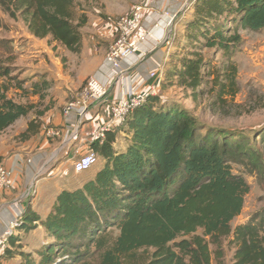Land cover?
<instances>
[{
  "label": "trees",
  "instance_id": "trees-1",
  "mask_svg": "<svg viewBox=\"0 0 264 264\" xmlns=\"http://www.w3.org/2000/svg\"><path fill=\"white\" fill-rule=\"evenodd\" d=\"M76 4L0 0L9 17L22 18L33 36L51 38L72 53L82 50L88 21L78 16ZM190 11L187 44L170 75L175 86L196 98L203 93L199 89L209 88L213 106L224 108L241 90L235 62L241 30H264V0H193ZM9 75L0 55V78ZM8 91L0 84V133L31 111L9 98ZM126 128L131 139L125 149L114 148V132L102 143H91L104 160L102 168L82 187L58 194L45 219L27 208L21 230L41 226L48 240L33 251L39 258L20 252L22 264H92L93 257L99 264H213L214 256L223 257L228 239L235 246L231 264H264V216L232 226L251 190L233 172L232 153L264 165V154L250 146V137L208 129L180 105L169 106L158 96L136 109ZM37 129L31 122L25 140ZM253 135L264 149V128ZM19 241V235L9 239L14 245Z\"/></svg>",
  "mask_w": 264,
  "mask_h": 264
},
{
  "label": "rangeland",
  "instance_id": "rangeland-1",
  "mask_svg": "<svg viewBox=\"0 0 264 264\" xmlns=\"http://www.w3.org/2000/svg\"><path fill=\"white\" fill-rule=\"evenodd\" d=\"M167 2L169 3L167 4ZM76 3L78 16L84 15L88 20L82 28V50L79 53H72L60 43H55L50 39L48 41L50 49L47 48L46 52L50 51L49 54L53 57L45 54H39L40 57H32L33 52H38V50L33 46V43H29L23 38V32L26 31L24 20L22 18L11 19L0 7V55L10 70L8 77L0 78V84L8 87L9 98L31 109L28 116L21 118L9 129L0 133V163L10 166L15 159L23 160V164L20 166L21 174H25L26 171L31 177L36 174V181H39L37 188L32 190L35 192L30 197H27L29 183L24 181L25 183L20 189L13 188L4 194L0 204L19 198L15 202L17 208L20 209L23 205L27 209L29 200L26 199L35 197L37 192L36 199H39L44 188L48 197L43 201L47 203L50 197L57 192V187L65 183L63 178L70 187H66V189H75L81 183L91 179L97 168L103 164L104 160L100 157L97 166L80 175L74 173L70 164L68 176L65 177V172H63L60 176L58 175V178L48 180L56 176L57 168H62L64 164H58L57 168L50 172L53 163L44 161L47 160L48 154L43 148L45 141L48 140L49 130L52 128L56 130L53 125V115L63 114L65 107L74 100L69 97L67 87L79 90L84 88L90 79L89 66L97 57L91 56L92 53L99 52L101 47L110 48L118 38V20L123 16L130 15L133 9L139 5L155 8L159 13L170 9L169 12L173 14L174 21L163 33V39L155 46V49L149 51L141 61H138L136 67L131 71L133 72L131 75L135 74L132 83L135 89L143 94H148L149 88L146 90L148 86H157L155 96H158L162 103L169 106L180 105L208 129L245 133L250 137V146L264 154L262 144L253 141V133L260 132L264 128V30L259 32L241 30L243 44L235 57L239 68L238 81L241 90L234 100H229L226 107L218 108L213 106L214 95L210 93L209 88L199 89L198 92L203 93H199L200 95L196 98L191 91H185L175 86L174 74L170 75L173 68L178 66V61L183 54L182 46L187 44L185 25L189 20L187 18L191 16L190 8L193 0H76ZM165 5L166 8L163 7ZM173 10L176 12L180 10V14L173 13ZM113 28L116 30L113 42L110 44L111 39L108 43L102 41V46L96 45L93 37L99 41L103 33ZM46 44V42L43 43V46ZM220 59L221 55H218L213 60L217 62ZM159 63L166 64L165 69H158ZM154 72L158 73V77L150 80L149 75ZM120 92H123L122 83ZM31 122L38 126V133L25 140L23 136ZM206 128L203 130L204 132L208 130ZM90 130L91 128L84 126L82 135L88 136ZM57 138L55 137L56 140ZM73 154L77 157L75 151ZM238 154L232 153L233 172L243 176L251 190L246 196L242 214L232 223L233 228L248 223L253 217L261 216L262 218L264 216V165L254 166L248 159ZM40 160L43 161L40 162ZM261 164H263V160H261ZM25 192L26 196L23 194ZM10 193L11 196L6 197ZM21 195L23 197H20ZM23 200L26 201L21 203ZM114 233L118 234L117 231ZM47 240L46 231L39 228L24 239L20 238V243L17 242L14 245L9 242L0 259V264H22L23 257L20 256V252H33L35 249H42ZM19 246H22L23 249H19ZM211 249L213 253L216 252L215 247H211ZM8 252L11 254L9 255ZM33 253L36 258H39L35 252ZM223 253V257L220 259L214 256L213 264L232 263L235 246L230 243L229 239L223 243ZM90 261L92 264H99L98 258L93 257Z\"/></svg>",
  "mask_w": 264,
  "mask_h": 264
},
{
  "label": "built area",
  "instance_id": "built-area-1",
  "mask_svg": "<svg viewBox=\"0 0 264 264\" xmlns=\"http://www.w3.org/2000/svg\"><path fill=\"white\" fill-rule=\"evenodd\" d=\"M174 21L171 12L159 13L157 9L145 5L136 6L130 15L123 16L118 20V38L111 44L105 57L102 70L110 71V79H117L123 85V92L110 107V122L91 134V142H104L106 134L116 128H123L131 114L144 105L149 97H154L157 86L149 88L148 94H143L135 89L133 75L131 71L136 67L137 62L141 61L149 51L163 39L165 33ZM158 73L149 75V79H156ZM109 95V88L96 78H90L84 88L72 102L64 109V115L68 122L73 115H76V123L82 126L91 106H98L105 103ZM55 137L57 133H48ZM76 160L73 164V171L80 175L90 171L100 160V156L90 147L86 151L78 150ZM23 160H13L10 166L0 163V203L4 194L15 188V174L20 171ZM32 191L29 190L27 197ZM26 196V195H25ZM28 199V198H27ZM24 210L21 209L12 218L7 228L0 234V259L3 257L9 239L17 235L22 227V216Z\"/></svg>",
  "mask_w": 264,
  "mask_h": 264
},
{
  "label": "crops",
  "instance_id": "crops-1",
  "mask_svg": "<svg viewBox=\"0 0 264 264\" xmlns=\"http://www.w3.org/2000/svg\"><path fill=\"white\" fill-rule=\"evenodd\" d=\"M168 3L169 2H167V4ZM170 3H171V1H170ZM164 4H166V3L164 2ZM163 7L166 8V5ZM166 10H168V9H166ZM174 12H175V14H180V10L177 12L175 10H173V13ZM107 31L108 32L103 33L104 35L102 34L99 41L96 40L95 37H93L96 45L102 46V44H101L102 41H104V43H108V41L111 39H112V41L110 42V44L113 42V40L115 39L114 35H116L115 28L111 29L110 31L109 30H107ZM23 38L26 39L29 43L30 42L33 43V46L36 47L38 50V52H33L32 57H40L39 54H42V55L45 54L47 56H51L49 54L50 51H49V53L46 52L47 48H48V50L50 49V47H49L50 44L48 41H50L51 38L38 39L29 32V29L27 26H26V31L23 32ZM45 42L47 44H46V46H43V43H45ZM55 43H57V42H55ZM110 44H109V46H110ZM108 48L109 47H107V48L101 47L99 52L92 53L91 56H97V57H95V59L92 61V64L89 66L90 67L89 78H96L109 88V95H108V98L106 99L105 103H102L98 106H91L89 111H88V114H87V119L82 126L77 125L76 115L72 116L70 122H68L66 120L64 113L63 114L59 113L56 115L54 114L52 117L53 125L55 126L56 130H54L52 128L49 130V133L51 131H55L57 133V135L55 137H58V138L56 140L55 137H52L49 134L47 135L48 140L45 141V146L43 149H45V152L48 154V158H47V160H44V161H46L47 163H53V165L50 168V172L52 170L56 169L58 164H60V163H63L64 166H62V168H57L58 174L52 178H49L48 180H54V179L58 178L60 176V174H62L63 172H65V177L68 176L69 175V166L71 164L73 167V164H74L73 161L76 160V157L73 154V152L74 151L77 152L78 150L86 151L90 147V144H91L90 142L92 141L91 140L92 139L91 134L93 132L98 131L100 128L105 126L110 121V117H111L110 107L118 99H120L121 83L117 79L111 80L109 78L110 77V71L105 72L102 70V66H103ZM85 53H86V50H85ZM51 57H53V55ZM165 65L166 64H163V63L160 64L159 63L158 69L164 68ZM138 70H141V69L138 68ZM131 73H133V72H131ZM134 73H135V71H134ZM148 88H150V87L148 86L146 88V90ZM67 89L69 91V94H68L69 97H72V99H74L77 97V95L80 93L81 89H83V88H81L79 90V89H71L70 87L69 88L67 87ZM84 126H88L89 128H91V130L88 132V136L82 135V131L84 129ZM112 132H114L116 135V142L114 143V148L115 149H125L126 145L130 142V139H131V136L127 132V128H125V127L120 128V129L116 128ZM49 138H50V140H49ZM42 161L43 160H40V162H42ZM103 164H104V162H103ZM103 164L99 168H97V170L92 175L91 179L95 177L97 172L102 168ZM21 171L22 170L20 169V171H17V173L15 174V178H16L15 188L20 189V187L23 186V183L26 182V183H29V186L27 188V192L29 190L32 191V190L36 189L38 182H39V181L38 182L36 181V174L33 177H31L27 174V171L25 172V174H21ZM62 180H64L65 183L60 185L59 187H57V192L54 193L50 197V199L48 200L47 203L43 201L45 198L48 197V193H46L44 191L45 188L43 189V193L41 194L39 199H36L38 192H37V195L35 197H33L31 199H26V200H29L28 207L30 206L31 210L33 212H35L39 217H41V219H45L48 216V214L51 211L54 200L58 194H60L64 190H75L77 188L82 187L84 185V183H86V181L81 183L75 189H66V187H69L67 184V181L64 178ZM33 192H35V191H32V193ZM23 194L25 195L26 192ZM22 195L20 197L24 196V195L23 196ZM9 196H11V193L6 195V197H9ZM18 200H19V198L15 199V200L8 201V202H4L3 204H0V234L7 228L9 221L12 218H14V216L20 211L21 208L24 209V212L27 210L24 208L23 205H21V203H23L26 200H23L20 203V205H21L20 209L17 208V206H16L17 204H15V202H17ZM39 228H42V227L39 226L37 229L32 230L29 233H26L24 230H20L17 235H21L19 237L24 239V237L31 235L32 233L39 230Z\"/></svg>",
  "mask_w": 264,
  "mask_h": 264
}]
</instances>
